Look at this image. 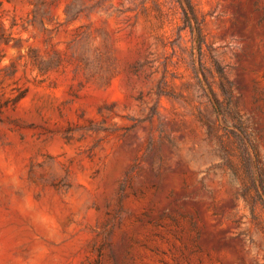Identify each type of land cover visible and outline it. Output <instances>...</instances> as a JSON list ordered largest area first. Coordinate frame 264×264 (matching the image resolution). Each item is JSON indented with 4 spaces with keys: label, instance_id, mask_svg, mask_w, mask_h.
I'll list each match as a JSON object with an SVG mask.
<instances>
[{
    "label": "rangeland",
    "instance_id": "rangeland-1",
    "mask_svg": "<svg viewBox=\"0 0 264 264\" xmlns=\"http://www.w3.org/2000/svg\"><path fill=\"white\" fill-rule=\"evenodd\" d=\"M0 264H264V0H0Z\"/></svg>",
    "mask_w": 264,
    "mask_h": 264
}]
</instances>
